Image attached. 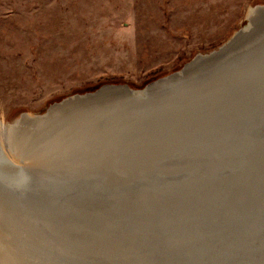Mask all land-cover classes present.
I'll return each mask as SVG.
<instances>
[{
    "label": "water",
    "instance_id": "1",
    "mask_svg": "<svg viewBox=\"0 0 264 264\" xmlns=\"http://www.w3.org/2000/svg\"><path fill=\"white\" fill-rule=\"evenodd\" d=\"M262 26L264 21L256 26L254 24L255 28L251 31L254 32ZM249 55L251 53L242 56L225 70H219L215 76L203 79L201 82L208 80V83L216 84L207 90L205 99L197 95L200 87L198 91H193L196 90L193 88L192 92L186 95L178 94L183 90L174 91L175 89L164 93L165 98L175 94L174 120H160L163 125L158 129L131 127L122 133L131 137L148 134L158 136L157 139L128 143L124 142L128 141L124 140L128 136H122L124 138H118L121 141L117 144L108 146L114 153L112 163L122 164L128 160L129 168L141 166V169L137 168L133 174L132 178L135 180L130 181L131 178L127 176L132 172L131 169L114 174L113 178L117 182L124 183V180L117 176L130 178L127 180L128 184H118L119 191L116 193L111 194L114 188L108 186H105L104 192L102 189L95 192L91 186L94 179H99V175L83 170L68 172L62 177L44 173L52 179L43 181L42 176L38 175V183L29 184L28 182L35 180L30 169L36 168L20 161L15 162L0 144V181L17 191V194L8 195L9 199L21 200L23 204L25 200L31 201L33 207H27L32 210L24 209L25 213L39 219L44 216L47 221H54L56 224L58 220L52 219L51 216H60L58 211L71 208L74 210L76 207L74 213L69 214V218L76 222L84 221L85 225L89 223V227L85 229L87 234H112V245L118 248L120 243L121 247H126L135 254L133 264H264V78L259 79L252 75L258 65L264 68V54L248 58ZM227 58L229 57L225 59ZM248 74L252 76L249 78L246 76ZM222 96H225L223 100ZM202 100H206V104L213 105V109L218 111L213 114L212 108L206 107L205 113L216 124L225 127L226 137L224 134H218L214 141L211 140L213 137L209 132L203 135L202 141L195 140L202 129H207L192 123L191 118L182 119L181 116L184 108L197 107L196 104ZM115 120L103 118L94 123L80 124V127L75 129V139H63L55 157L78 148L81 150V158L76 165H89L90 160L86 158L94 159L93 154L100 155L103 152L100 150L113 142ZM197 128L201 131L193 133L192 130ZM177 132L179 135L175 136ZM94 137L101 138L94 140ZM126 143L130 147L123 148ZM220 151L222 156L226 155L222 163ZM227 152L230 153L226 154ZM42 156L35 159L34 164L39 161L50 163L52 168L59 166L54 164L56 162L39 160ZM123 168L128 169L126 166ZM97 182L98 180L95 181ZM126 186L137 187V191H134V194L137 193L135 197L127 195ZM62 187H74V190L91 188L94 191L89 192L91 196L111 198V201L107 209L104 207L107 204H100V210L103 211L96 210L93 213L92 204L75 205L70 201L71 198L77 199L81 196L78 192L73 194L72 190L66 194L70 197L59 194V197L54 199L44 192ZM145 189L148 193L141 198ZM24 195L31 196V199ZM48 198H51L53 207L46 206V211H33L40 207L37 200L44 203ZM126 201L129 203H125ZM123 206L130 207L131 210ZM145 212L150 213L152 217L146 216ZM216 212H219L220 220L212 222L211 214ZM101 213L109 214L96 216ZM116 214L121 216L117 217ZM116 217L122 218L124 224L115 222ZM112 222L116 225L96 231L104 225L103 223ZM146 228L161 233L160 238L165 241L161 254H148L142 247L145 239H140V236H144L143 232L149 233ZM219 228L220 233L216 231ZM195 229L200 230L196 237L190 242L179 243L189 231ZM132 233L138 235L130 238L133 241L122 236H133ZM172 234L174 245H170L171 240L166 239ZM125 251L126 249H121L117 253L123 255ZM155 259L157 261H154Z\"/></svg>",
    "mask_w": 264,
    "mask_h": 264
},
{
    "label": "bare ground",
    "instance_id": "2",
    "mask_svg": "<svg viewBox=\"0 0 264 264\" xmlns=\"http://www.w3.org/2000/svg\"><path fill=\"white\" fill-rule=\"evenodd\" d=\"M244 18L245 24L237 28L224 42L208 51H199L193 56L195 58L192 57L193 60L192 58L190 59L192 61L188 60L187 64L184 63L185 67L182 65L178 69L153 79L146 84L147 86L145 85L146 87L133 88L122 82L104 83L94 90L68 94L62 99L48 104L44 111L19 112L11 121L4 122V124L1 123L0 144L8 156L15 162L19 163L20 161L23 164L36 168L30 169V173L33 174L35 180L28 182L29 184H37V181H39L38 175L42 176L43 181L52 179L45 176L44 173L51 174L54 177H62L67 175L68 172H81L80 170H83V172H95L93 174L99 175V179H94L91 186L92 189H95V192H99L101 189L104 192L105 186L114 188L111 194L118 192V184H128L127 180L130 178V181L135 180V178H132L133 174L137 168L141 169V166L137 168L136 166H131L129 168L128 160L122 164L112 163L114 153L110 151L111 149L108 146L115 145L121 141L118 138L128 136L127 134H122L128 128L139 127L145 129L146 127H151L150 129H158L163 125L160 120L165 121L166 118L174 120L175 94L173 93L168 98H165L164 93L169 92L170 89H175L174 91L183 90L178 94L186 95L192 92L193 88H196L193 91H198L200 87L197 95L204 98L207 90L212 86L215 87L216 84L208 83V80L207 82H201L203 79L215 76L219 70H225V68L234 64L242 56L244 57L251 53V55L247 56L249 58L254 55L259 56L264 54V26L254 32L251 31V29L255 28L254 24L256 26L264 21V3H258L254 6L250 5ZM226 57L229 58L225 59ZM257 67V69L253 70L252 75L259 79L264 78V68L262 65H258ZM252 75L248 74L246 76L250 78ZM224 97L222 96V100ZM132 102L133 104H131ZM196 106L194 108H184L183 115L181 116L182 119L191 118L192 123L200 124L204 126V129H207H202V131L198 128L193 129V133L201 131L195 140L202 141L203 135H207L209 132L213 137L211 140L214 141L218 134L219 136L224 134L226 137L225 127L216 124L205 113L206 107H211L213 114L218 113L217 110L213 109V105L206 104V100H202ZM202 114L203 116H201ZM103 118L116 119V125L113 127L115 136L112 143L100 150L103 151L100 155L95 156L93 154L94 159L86 158V160H90L89 165H76L79 164V159L81 158L79 154L81 150L78 148V150L72 149L70 153H62V155L55 157L57 154L55 152L58 151V147L63 142V139L72 138L76 133L75 129L80 127V124L84 125L85 122L94 123ZM210 123L212 124L209 125ZM178 135V132L175 133V136ZM234 135H236L235 132ZM157 137L140 134L139 136H128V138L124 139L128 141L124 142L140 143L157 139ZM99 138L101 137H94L93 139ZM72 139H75V137ZM124 147L130 146L126 143L123 145ZM229 153L227 152L226 154ZM41 155L43 156L39 160L56 162L54 164L59 166L52 168L50 163L39 161L34 164L35 159ZM222 155L221 153V163L226 156ZM123 166H126L128 169H124ZM129 169L132 171L127 175L130 178H122L116 175L119 179L124 180L122 181L124 183L114 180V174L123 170L128 171ZM62 172L66 174H62ZM0 179L2 180L1 176ZM97 180L98 182L95 183ZM125 188L127 195L134 196L137 194H134V191H137V187L126 186ZM74 189V187L69 189L62 187V189L53 188L50 191L44 192L47 196L54 199L59 197V194L63 197H70L66 194L73 190V194L78 192L77 194L81 195L77 199H70L75 205L79 203L92 204L93 213L96 210L101 211L100 204H107L104 207L108 208L111 198L103 199L100 196H91L89 192H94L91 188L90 190H82V188ZM141 191L139 192L141 193ZM16 192L15 189H11L0 181V264H133L134 261L132 260L136 258L135 254L130 249L121 247L120 243V247L118 246V248L112 245L110 243V239L113 238L112 234L110 236L107 234H87L85 229L89 227V223L85 225L84 221L78 220L76 222L70 219L69 214L77 209L76 207L74 210L71 208L62 209L69 211H58L57 213L60 216H51L52 219L58 220L56 224L54 221H47L44 216L42 219H39L29 213H25L24 209L32 210L29 207H33V204L29 200H25L24 204L20 202L21 200H10L8 195L17 194ZM4 193L7 195H3ZM147 193L145 189L141 198ZM105 195L108 196L107 193ZM24 196L27 199H31L29 195ZM51 198L43 201L44 203L37 200L40 207L33 211H44L46 206L53 207ZM125 203H129V201ZM123 207L131 210L130 207ZM108 214L101 213L96 216H106ZM145 215L151 214L145 212ZM116 216L121 215L116 214ZM117 217L116 221H114L123 225V219H117ZM217 220H220L219 212L211 214V221ZM115 222L111 224L103 223V226L98 227V225L93 227H98L96 231H100L113 227L112 225H116ZM220 229H216V231L220 233ZM145 230L149 231L150 234L143 232L144 236H140V239H145L142 247L145 248L144 250H147L148 254L152 252L161 254L163 252L162 246L165 245L164 239L160 238L161 233L149 228ZM199 231V229L189 231L187 236L179 243L190 242L193 237L197 236V232ZM132 234L133 236L129 234L122 236L129 241H133L130 238L138 237V235ZM172 238H174V234L166 238L167 240H171L170 245H174ZM121 249H126L127 252L125 251L122 254L127 258L117 253ZM157 259L154 261H157Z\"/></svg>",
    "mask_w": 264,
    "mask_h": 264
},
{
    "label": "rangeland",
    "instance_id": "3",
    "mask_svg": "<svg viewBox=\"0 0 264 264\" xmlns=\"http://www.w3.org/2000/svg\"><path fill=\"white\" fill-rule=\"evenodd\" d=\"M258 3L0 0V125L104 83L143 87L224 42Z\"/></svg>",
    "mask_w": 264,
    "mask_h": 264
}]
</instances>
